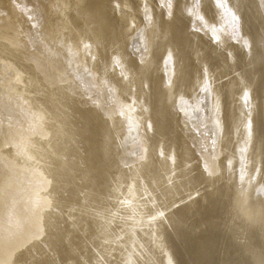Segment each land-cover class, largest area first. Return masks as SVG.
Here are the masks:
<instances>
[{
  "label": "bare ground",
  "instance_id": "obj_1",
  "mask_svg": "<svg viewBox=\"0 0 264 264\" xmlns=\"http://www.w3.org/2000/svg\"><path fill=\"white\" fill-rule=\"evenodd\" d=\"M262 42L264 0H0V264H257Z\"/></svg>",
  "mask_w": 264,
  "mask_h": 264
},
{
  "label": "snow or ice",
  "instance_id": "obj_2",
  "mask_svg": "<svg viewBox=\"0 0 264 264\" xmlns=\"http://www.w3.org/2000/svg\"><path fill=\"white\" fill-rule=\"evenodd\" d=\"M217 39L219 40V37H217ZM245 43H247V41H245ZM262 45H264V42H262ZM228 55H230V53ZM260 59H261V63H264V52L261 53ZM116 63H119V58L118 57L116 58ZM247 96H248V93L245 92V97L247 98ZM250 127H251V122H249V128ZM206 167H207V165H206ZM189 199H192V197L189 196ZM157 215L160 216V217H164L165 213L163 211H160V212L157 213ZM152 219H155V217H152ZM170 264H171V262H170ZM257 264H264V255L261 256V258L259 259Z\"/></svg>",
  "mask_w": 264,
  "mask_h": 264
}]
</instances>
